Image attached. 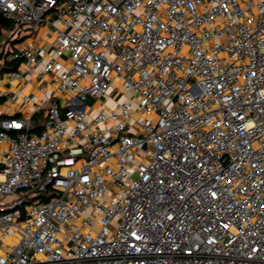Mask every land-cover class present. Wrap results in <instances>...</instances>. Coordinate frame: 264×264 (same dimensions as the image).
I'll return each mask as SVG.
<instances>
[{"label":"built area","instance_id":"obj_1","mask_svg":"<svg viewBox=\"0 0 264 264\" xmlns=\"http://www.w3.org/2000/svg\"><path fill=\"white\" fill-rule=\"evenodd\" d=\"M0 17V264H264V0ZM34 73L37 94L14 86Z\"/></svg>","mask_w":264,"mask_h":264},{"label":"crops","instance_id":"obj_2","mask_svg":"<svg viewBox=\"0 0 264 264\" xmlns=\"http://www.w3.org/2000/svg\"><path fill=\"white\" fill-rule=\"evenodd\" d=\"M34 42H35V44L37 46H40V47H44V46L51 47V45L55 42V36L53 34H50L49 33L48 27L41 26L39 28L37 34L35 35ZM50 51L51 52L48 53L47 55L44 56L42 54L39 57L41 59H43V61H47L49 58H51V57L54 56L53 51L52 50H50ZM63 61L65 63H67V60L66 59L63 60ZM42 68H43V63H41L38 66V70H40ZM30 80L32 81L31 83H26L27 81H30ZM38 81L39 80L36 77V73H34V74H31V75H26L23 80L17 82L14 86H19L20 89L22 90V93H31L32 92V93H36L37 94V91L34 90V85ZM8 88H10V87L8 86ZM123 98H124V96H123ZM103 102L107 105V100L106 99H103ZM17 106H18L17 104H14V105H11V104L6 105V109L3 110V111H0V115L7 116V115L11 114L13 112V110L17 108ZM98 106H100V105H98Z\"/></svg>","mask_w":264,"mask_h":264},{"label":"rangeland","instance_id":"obj_3","mask_svg":"<svg viewBox=\"0 0 264 264\" xmlns=\"http://www.w3.org/2000/svg\"><path fill=\"white\" fill-rule=\"evenodd\" d=\"M4 88H5V89H8V86H4ZM111 93H112V91H110V92L108 93V95L104 97V99L107 100V105H108L109 108H115V107H116L115 99H120V100H125V99H126L125 97L123 98V96L120 97V93H118V92L114 93L113 96L110 95ZM131 95H132V93H128L127 98H130ZM119 97H120V98H119ZM132 104H133L134 107L137 106L138 101L136 100V98H132ZM5 109H6V105H4V104L1 105V107H0V111H3V110H5ZM7 200H10V198H8ZM12 244H13V241H10L9 239H7V240L5 241V245H6V246H7V245L9 246V245H12Z\"/></svg>","mask_w":264,"mask_h":264},{"label":"trees","instance_id":"obj_4","mask_svg":"<svg viewBox=\"0 0 264 264\" xmlns=\"http://www.w3.org/2000/svg\"><path fill=\"white\" fill-rule=\"evenodd\" d=\"M0 24L9 25V22L7 20H5L4 18L0 17ZM15 66H16V64H15ZM3 103H4V99L3 98H0V106ZM2 118H4V116L0 115V119H2ZM41 120H42V117L41 116L37 117L36 120H35L36 124L39 123ZM32 131L33 132H38V130L36 128H33Z\"/></svg>","mask_w":264,"mask_h":264}]
</instances>
